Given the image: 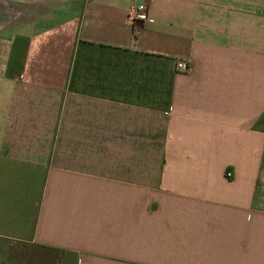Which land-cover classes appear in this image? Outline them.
I'll list each match as a JSON object with an SVG mask.
<instances>
[{
	"label": "crops",
	"instance_id": "crops-1",
	"mask_svg": "<svg viewBox=\"0 0 264 264\" xmlns=\"http://www.w3.org/2000/svg\"><path fill=\"white\" fill-rule=\"evenodd\" d=\"M0 264H264V0H0Z\"/></svg>",
	"mask_w": 264,
	"mask_h": 264
},
{
	"label": "built area",
	"instance_id": "built-area-1",
	"mask_svg": "<svg viewBox=\"0 0 264 264\" xmlns=\"http://www.w3.org/2000/svg\"><path fill=\"white\" fill-rule=\"evenodd\" d=\"M147 3L145 1L137 3L135 1L131 2L128 7V15L131 18L134 17H143L145 14ZM177 68L180 70H184L187 68V65L181 61L177 62Z\"/></svg>",
	"mask_w": 264,
	"mask_h": 264
},
{
	"label": "rangeland",
	"instance_id": "rangeland-1",
	"mask_svg": "<svg viewBox=\"0 0 264 264\" xmlns=\"http://www.w3.org/2000/svg\"><path fill=\"white\" fill-rule=\"evenodd\" d=\"M12 15H13V19H16V17H17V15H18V11H16V9L13 7V12H12ZM131 18V17H130ZM179 61H181V62H183V63H185L186 65H187V68L186 69H184L183 71H189V70H191L192 69V64H191V62H185L184 60H179ZM178 61V62H179ZM176 65H177V63H176Z\"/></svg>",
	"mask_w": 264,
	"mask_h": 264
}]
</instances>
